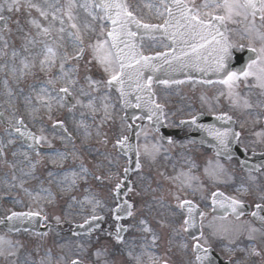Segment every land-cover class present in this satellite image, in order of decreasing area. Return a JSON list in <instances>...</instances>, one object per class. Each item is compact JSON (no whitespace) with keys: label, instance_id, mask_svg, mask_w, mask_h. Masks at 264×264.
Returning a JSON list of instances; mask_svg holds the SVG:
<instances>
[{"label":"snow or ice","instance_id":"obj_1","mask_svg":"<svg viewBox=\"0 0 264 264\" xmlns=\"http://www.w3.org/2000/svg\"><path fill=\"white\" fill-rule=\"evenodd\" d=\"M16 0H13L15 5ZM92 3L96 9L103 11L104 16L101 19H107L111 22V30L107 32V37L110 38V47H107L108 40L98 41L96 50L102 55L99 56L100 62L105 65V71L110 73V79L107 81L111 86L113 82L119 86V91L122 96H126V85L128 87H134L137 92L148 93V102L152 105L150 111L159 109L160 106L155 104L151 98V76L144 78L145 69H155L158 65L154 64V61L161 60L163 63L169 66L175 62L178 65L184 66L188 63H195L200 60H205L203 56V50L206 45H210L213 48V67L217 72H225L226 76L221 82L228 85L231 89L240 75L245 77L253 75L249 70H241L240 73L231 72L226 70V61L230 55V49L232 45L227 41V38L223 33L219 31L218 24H223L227 20H232L234 16H243L247 19L248 14L253 17V23L255 17L259 14L262 21H264V0H206L204 7H208L209 4L215 5L217 8H221L224 11V15H213L211 12L204 13V16L210 17V19L201 18V14L197 9L192 8L186 2V0H160V5L157 9L160 16H165L162 24H150L143 23L133 12L129 11L128 5L125 0H92ZM10 5L9 7H12ZM34 6V5H33ZM72 7V0H69V9ZM41 15H47L41 11ZM68 18L71 20L72 16L69 11ZM2 19V17H0ZM130 25H135L137 29H144L146 31L159 30L164 36H166L173 44V50L171 52H158L154 56L144 55L139 51L138 46L133 42V38L137 36L136 32L131 30ZM72 28L76 29L74 36V42L82 44V38L80 31L76 24H72ZM47 33V29L44 30ZM63 32V28L60 29ZM217 36L221 39L217 40ZM210 38V39H209ZM200 41V42H195ZM123 45V47L121 46ZM179 48V51L176 48ZM48 51L51 53L52 49ZM82 51V49H81ZM256 52V49H253ZM264 57V47L259 50L257 59ZM255 61H253V64ZM249 69L252 67L250 64ZM167 83V81H162ZM63 92H67V89H61ZM137 99H141L140 96ZM140 106L139 104L137 105ZM151 118V117H149ZM195 120V118H193ZM20 131L19 128L16 129ZM217 138L221 144L225 143V138L228 135L227 131L224 133H216ZM127 140V137L117 141V144H122ZM137 167H140L137 163ZM127 171V169H125ZM119 188V184H117ZM216 194H214L215 197ZM223 195V194H220ZM216 201L214 200V203ZM191 202L181 201V207L189 205ZM221 206L227 204L229 208L236 211L240 205V201L234 198L228 197L219 202ZM262 206L257 205L260 209ZM195 211L193 207L188 208L189 219L185 221L186 224H191V214ZM38 212L33 213H18L12 212L7 218L14 220L18 217L24 216H36ZM131 215V213H129ZM202 215V214H201ZM257 213L254 212L253 216ZM93 219H96L93 217ZM264 220V216L260 217ZM194 248L199 251L201 246L197 243ZM206 251V250H205ZM202 257L197 256V260H201ZM72 264H79L78 261H73Z\"/></svg>","mask_w":264,"mask_h":264},{"label":"rangeland","instance_id":"obj_2","mask_svg":"<svg viewBox=\"0 0 264 264\" xmlns=\"http://www.w3.org/2000/svg\"><path fill=\"white\" fill-rule=\"evenodd\" d=\"M6 1H8L7 8L9 10L10 9L13 10L17 16L22 15L24 17L25 19L24 27L27 28L26 30L28 32L30 31L29 32L30 38L27 41L29 44L28 47H31L32 49L35 48L36 50H38V53L36 54L37 60L35 61H38L41 63H44V61L46 60L48 61L50 59V52L48 51V49L50 47L56 49L57 42H55L52 45H49L46 42L43 43L42 38L40 37L39 33H42L43 35L46 34L44 31L45 29L48 30L47 33H50L52 35H55L57 33H64L60 31L62 27L63 28L70 27L71 29H73L72 24H76L80 33H84V34L91 33L92 34L95 31V28L98 27V24H99L97 20L94 19L93 13L89 9V7L91 8L90 0H88L86 4L84 3V0H72V7L70 9L71 10L70 13L72 16L71 20L68 18L69 11L67 12L66 10V6H67V3L69 4V0H59L60 2H64V5H65V10L64 12L62 10V13H60L58 9H55L53 7L51 8V0H16L15 5H13V0H6ZM140 1L138 2L139 6H140ZM4 2L5 0H0V11L5 6ZM10 5H13V6L9 7ZM41 11L45 12L47 15L46 16L41 15ZM149 12H150V9L146 7L145 5H143V16L152 17L151 15L148 14ZM16 27H19V25L14 26V28ZM73 30L76 32V29H73ZM57 37H58V40L61 39V35L58 34ZM95 46L96 44L94 42L93 45H91V48H89V50L92 49L90 53H92V56L94 58L93 62L90 64L92 68H95L97 65L102 67L103 65L97 56V50ZM53 52L55 53L56 50H53ZM88 56L89 55L87 53L83 59H86ZM32 58H35V57L33 56ZM17 59L18 60L22 59V62H20L19 65L17 66L15 75L12 74V77H14V80L10 81L9 85L12 87V89H14L13 92L16 97L18 95L22 97L21 98L19 96L21 100L23 99V106H24L23 114L29 121L28 123L33 124L35 119L38 117L35 111L36 106L43 108L44 113H47L48 108L52 106V105H49V102H48L50 95L47 93V89H44L43 87H38L37 89H35L36 91L30 90V81H26L25 83H22V85H20V83L16 81L17 77H19V74H22V77L20 78H23V74L28 73L29 72L28 69L31 68L30 67L31 61H28L25 56L23 58L17 57ZM80 64H81V67L83 68L87 67L86 60L80 61ZM95 74H97V71H94L92 74H88L86 77H82V78L79 77L78 81L75 80L73 78V75H70V74H68L67 76H62L61 78L56 77L54 79L55 82L64 81L65 83H67L66 80L73 82L75 86V92H76L79 102H78V105L73 110H70L68 112V118H69L68 122L71 125L72 130L74 129L76 131H80L81 133L84 132V129L89 128L88 125L90 121L88 119L92 116V113L91 114L89 113L88 115V113L84 111L83 103L85 99L89 96L90 92L92 91L89 85L92 82L93 78L95 77ZM36 79H43L42 75L39 72L37 76L31 80V83L33 84L34 80ZM242 85L245 86V91L247 93L249 92L251 93V98H252L253 103L256 102L258 93L255 92V86L252 88L249 87L245 80L242 83ZM217 89H218L217 91L218 96L221 95L220 101L221 103L224 104L229 96L228 89L226 86H221L220 88H217ZM23 91L33 95V98L31 99L25 98L26 93L23 95ZM7 92H8V89H7ZM223 92L225 93V95H222ZM11 100H12V94L7 93V101L11 103ZM41 103L44 105H41ZM56 104H58L57 100H56ZM74 112H77L79 114L85 113L87 115L84 120V123L74 118ZM20 114L21 113H18L16 115L18 116ZM16 115L12 113L6 114L8 119L12 122L15 121ZM44 121L45 119H41L40 123H38V125H41V128H37V127L35 128H37L38 130L42 132L41 134L43 138L47 139V142L45 143H50V140H55L56 142H61L62 145L65 144V141L63 137L61 136V134L57 132L56 130L52 129L51 126H49V123L47 125L46 122ZM77 121L80 123L77 124ZM119 129L120 128L117 125V122H114L106 126V134L107 136L110 135L111 137H113L112 136L113 134L114 135L118 134ZM47 132H50V133H47ZM83 135L84 136L82 137L85 138L87 136V132H84ZM0 146L3 150V153L0 156V191L12 188L8 184L7 178H5L6 176L13 178L14 182H18L20 181L21 178H23L21 176L24 175L25 177L26 175H28L29 171L31 170L32 172L35 171L36 167H34L35 166V163L33 160L34 156H37V155L44 156V157H47L49 160H51V158H49L50 153L48 155L42 154V153L33 154V152L31 153L28 150L25 151V148H23V151H22L21 146L14 144L11 135L6 133L2 129V127H0ZM56 153L57 152H55L54 154ZM13 188L16 189L19 194V198L18 200L16 199L14 201V204L19 205L23 202L22 200L23 191L25 190L24 188H22L21 190V186L18 187L16 186V184H14ZM87 188L89 190H87ZM87 188H85V190H87L85 191V194L83 192V194L76 196L77 199H81V201L86 199L87 202L98 203V204L99 203L101 204L104 202V199L100 198L98 190H95L92 183H88ZM63 203L70 205L72 202L63 201ZM80 204H81L80 202H74V205L80 206ZM9 211L10 210L8 208H4L0 205V216L1 217L5 216ZM51 213L52 215L55 214L54 218L56 220L62 218L64 215V212H62L59 209L52 210ZM55 234L56 232L55 233L52 232L49 235V239H47L46 244L43 246L45 251L46 250L48 252L56 251L57 248H61V245L59 244L54 245L53 236ZM4 237H5L4 234H0V239H1L0 241V261L2 260V257L7 252V249H8V248L1 247ZM13 238L15 240V243H18L17 248L15 252H13L12 258L11 259L9 258L6 264H23L24 262L21 261V257H33V258L35 257L36 258V256H38V249H40L38 237L35 238L34 236L30 234H19L17 236H13L12 238L8 240L12 241ZM39 256L41 255L39 254Z\"/></svg>","mask_w":264,"mask_h":264}]
</instances>
